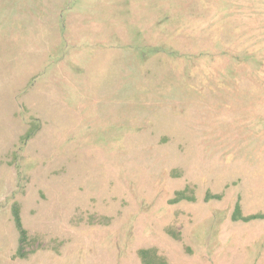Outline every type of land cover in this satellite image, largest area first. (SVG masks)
Segmentation results:
<instances>
[{
  "label": "rangeland",
  "instance_id": "rangeland-1",
  "mask_svg": "<svg viewBox=\"0 0 264 264\" xmlns=\"http://www.w3.org/2000/svg\"><path fill=\"white\" fill-rule=\"evenodd\" d=\"M142 249L264 264V0H0V264Z\"/></svg>",
  "mask_w": 264,
  "mask_h": 264
},
{
  "label": "trees",
  "instance_id": "trees-1",
  "mask_svg": "<svg viewBox=\"0 0 264 264\" xmlns=\"http://www.w3.org/2000/svg\"><path fill=\"white\" fill-rule=\"evenodd\" d=\"M179 195V193H178ZM184 199V197H182V195H180V197H177L176 199H174L172 202H178L180 200ZM239 213V207L238 205L235 208L234 214H238ZM14 221L16 224V227L18 229L19 235H20V241H23V239L26 237V231L23 229L22 224H21V220L18 214V211L15 209L14 213ZM235 219H241L245 222L258 218V216L253 215V216H248V217H242L240 216L239 218L234 217ZM138 256L142 261V264H167L165 262V260L160 257L156 250L154 249H142L138 251Z\"/></svg>",
  "mask_w": 264,
  "mask_h": 264
}]
</instances>
